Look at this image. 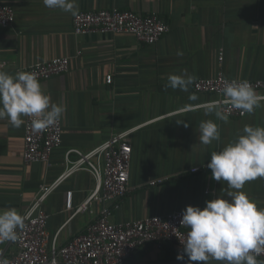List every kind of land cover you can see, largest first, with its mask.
<instances>
[{
    "label": "crops",
    "instance_id": "0c3cea01",
    "mask_svg": "<svg viewBox=\"0 0 264 264\" xmlns=\"http://www.w3.org/2000/svg\"><path fill=\"white\" fill-rule=\"evenodd\" d=\"M4 1L13 8L15 20L12 26L0 28V62L5 63L0 71L15 75L59 56L69 57L70 63L67 72L39 81L51 101L66 109L60 118L62 144L49 165L23 160L27 117L19 128L7 117L0 119V209L15 208L21 215L41 186L63 173L66 150L85 153L130 129H135L128 137L133 189L119 201L111 222L183 212L187 206L203 209L222 189L229 190L226 182L212 178L207 167L211 153L233 142L245 125L264 126V100L252 113L227 117L225 122L215 113L205 114L214 94L195 92L193 83L186 92L166 84L170 74L185 70L195 80L218 72L230 79L264 80V0H76L79 11L116 8L141 16L157 14L169 31L152 45L129 34L74 35L70 13L49 9L43 0ZM108 75L111 83L106 82ZM256 93L264 96V89ZM193 94L197 99H190ZM206 120L219 126L220 140L202 145L199 125ZM196 167L201 170L192 172ZM156 180L162 182L148 185ZM94 185L89 172L77 171L45 198L42 208L48 215L50 239L56 236L57 243L64 245L97 219L102 206L96 202L73 214ZM241 191L264 208V178L246 182ZM164 244L170 243L160 247L146 243L126 264L165 261L171 255ZM172 250L175 256L174 246ZM15 252V246H0V255Z\"/></svg>",
    "mask_w": 264,
    "mask_h": 264
},
{
    "label": "built area",
    "instance_id": "2783aa9c",
    "mask_svg": "<svg viewBox=\"0 0 264 264\" xmlns=\"http://www.w3.org/2000/svg\"><path fill=\"white\" fill-rule=\"evenodd\" d=\"M15 12L11 6L0 0V28L13 25ZM74 35L129 34L139 42L152 45L169 31V26L157 14L141 16L133 11H121L116 8L97 11H78L72 17ZM223 60V52L218 54ZM70 58L59 56L48 61L36 62L21 70L36 73L39 81L63 74L69 69ZM5 65L0 62V68ZM19 71V72H21ZM240 80L226 78L218 72L211 78H202L193 82V90L200 93L214 94L216 98L209 103H217L219 110L227 117H243L246 112L235 109L223 94L225 81ZM255 91L264 89V80H249ZM111 83V76L106 77ZM208 103V104H209ZM32 119L27 117L24 123L23 160L25 163H42L49 165L53 152L62 144L61 119L40 133L32 129ZM135 129L120 132L88 152L68 149L64 153L65 170L50 185H43L35 200L21 214L24 217V228L18 230L14 242L4 241L16 247L11 256L0 255V260L7 264H126L136 249L146 243H154L158 247L163 243H171L176 255H184L182 242L189 229L181 225V211L165 215L145 216L140 219L124 222H111L112 213L118 209L119 201L133 189L130 185L129 170L132 149L128 137ZM74 154L75 159L70 155ZM89 172L95 185L88 197L74 210L73 214L88 210L91 203H99L102 208L97 219L91 223L84 233L76 236L64 245L57 243V237L49 238L47 232L48 215L42 208L45 198L66 178L77 171ZM201 170L193 168L192 172ZM162 180L151 181L149 186L161 183ZM72 192L65 194V206H72ZM264 260V256L258 257Z\"/></svg>",
    "mask_w": 264,
    "mask_h": 264
},
{
    "label": "clouds",
    "instance_id": "9594fccd",
    "mask_svg": "<svg viewBox=\"0 0 264 264\" xmlns=\"http://www.w3.org/2000/svg\"><path fill=\"white\" fill-rule=\"evenodd\" d=\"M49 9H60L75 16L79 8L76 0H43ZM180 54V53H178ZM195 77L184 73L170 74L166 87L188 91ZM223 94L235 109L252 113L261 107L264 96L258 95L247 80L225 81ZM190 99L197 97L193 94ZM215 102L205 106V114L227 122V116ZM65 107L51 101L33 72L21 71L15 75L0 71V119L7 117L15 128L31 117L35 133L57 123ZM188 125L185 124V127ZM199 142L209 145L220 140L219 126L213 120L199 125ZM207 167L212 178L227 183L221 195L206 201V206H187L181 225L189 231L182 242L189 261H223L224 264H264V208H259L247 193L241 191L246 182L264 178V126L245 125L242 133L220 151H213ZM230 198L226 199L224 196ZM24 228V217L15 208L0 209V242H14L18 230ZM183 260L184 255H178ZM0 264H7L0 260ZM52 264H56L53 260Z\"/></svg>",
    "mask_w": 264,
    "mask_h": 264
},
{
    "label": "water",
    "instance_id": "95a60500",
    "mask_svg": "<svg viewBox=\"0 0 264 264\" xmlns=\"http://www.w3.org/2000/svg\"><path fill=\"white\" fill-rule=\"evenodd\" d=\"M141 264H224L223 261H208V262H195L189 261V259L183 260H172V261H161V262H150V263H141Z\"/></svg>",
    "mask_w": 264,
    "mask_h": 264
},
{
    "label": "trees",
    "instance_id": "16d2710c",
    "mask_svg": "<svg viewBox=\"0 0 264 264\" xmlns=\"http://www.w3.org/2000/svg\"><path fill=\"white\" fill-rule=\"evenodd\" d=\"M165 246H168L167 248H165L167 251H168V253L171 255V256H169V257H167L166 258V260L165 261H171V260H177V255H176V253L174 252V254H175V256L174 255H172V253H173V250H172V246H173V244H164ZM164 246V247H165ZM184 259H188V257H186V258H184ZM129 264H132V263H129Z\"/></svg>",
    "mask_w": 264,
    "mask_h": 264
}]
</instances>
